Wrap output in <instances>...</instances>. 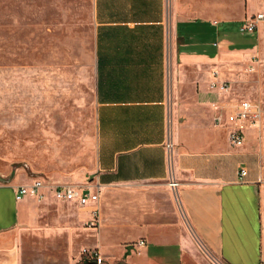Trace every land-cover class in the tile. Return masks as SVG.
Masks as SVG:
<instances>
[{
    "label": "crops",
    "instance_id": "obj_1",
    "mask_svg": "<svg viewBox=\"0 0 264 264\" xmlns=\"http://www.w3.org/2000/svg\"><path fill=\"white\" fill-rule=\"evenodd\" d=\"M251 1L248 11L247 0H94L96 160L93 185L80 186L99 192V224L89 225L90 204L45 192L16 199L33 179L19 177L0 185V264H22L31 229L67 241L86 231L114 264H264V133L249 127L241 146L230 145L213 121L228 98L210 87L226 81L218 68L231 54L248 58L256 44L261 24L238 32L254 40L248 47L231 37L260 11ZM236 153L254 168L231 170ZM156 184L163 192L136 190ZM51 201L71 220L40 227Z\"/></svg>",
    "mask_w": 264,
    "mask_h": 264
},
{
    "label": "rangeland",
    "instance_id": "obj_2",
    "mask_svg": "<svg viewBox=\"0 0 264 264\" xmlns=\"http://www.w3.org/2000/svg\"><path fill=\"white\" fill-rule=\"evenodd\" d=\"M247 2L251 11L253 1ZM257 3L259 10L264 11V0ZM93 5L94 0H0V175L8 177L14 171L10 181L13 184L19 182V177L41 176L47 185H93L96 160ZM262 22L263 28L248 58L231 54L228 64L218 68V73L224 74L228 81L229 95H225L229 101L246 97L264 105ZM236 31L231 37L238 39V44L248 47L254 42L245 36L240 38ZM258 126L264 133V119ZM251 157L230 154L229 168L239 169L240 165L254 168ZM162 186L139 185L136 190L163 192ZM45 193L53 199L50 192ZM49 205L47 212L40 210V227L55 224L56 220L64 225L71 220V217L59 219L55 203L51 201ZM84 226L88 228L87 224ZM80 234H72L67 241L62 236L35 237L31 229L24 235L21 263L69 264L70 259L93 260L83 251L96 250L99 254L100 251L92 245L91 234L86 231ZM100 263L114 264L104 258Z\"/></svg>",
    "mask_w": 264,
    "mask_h": 264
},
{
    "label": "built area",
    "instance_id": "obj_3",
    "mask_svg": "<svg viewBox=\"0 0 264 264\" xmlns=\"http://www.w3.org/2000/svg\"><path fill=\"white\" fill-rule=\"evenodd\" d=\"M264 21V11H258L245 19H243L238 25V32L241 34H250L257 31L260 23ZM215 76V72L213 73ZM210 87H219L222 92L229 95L228 81L213 80ZM228 111L223 116L216 115L214 117V123L217 125H223L227 129V139L232 146H241L245 140V131L252 126H258L264 119V105L252 101L247 98H235L232 101L228 100L226 104ZM170 147V144H167ZM246 169H240V175H245ZM177 181L171 179L169 185L172 189L177 186ZM44 192H50L52 197L61 200L69 201L75 200L80 205H92L91 219L89 225L91 227L98 226L99 224V192L97 190H91L88 186L82 187L80 185H72L68 183H56L53 185H47L41 178H33L31 183L18 185L15 189V198L20 199L25 195L34 196L37 199H41L44 196ZM143 243V241H140ZM86 256L94 257L99 263L101 260L100 254L96 250L83 251ZM215 264H222L218 261Z\"/></svg>",
    "mask_w": 264,
    "mask_h": 264
},
{
    "label": "water",
    "instance_id": "obj_4",
    "mask_svg": "<svg viewBox=\"0 0 264 264\" xmlns=\"http://www.w3.org/2000/svg\"><path fill=\"white\" fill-rule=\"evenodd\" d=\"M25 166H26L27 169H29V167L27 165H25ZM14 168H16V166ZM29 174L32 175L33 173H31L29 171ZM13 176H14V171H12V173L8 177H3V176L0 175V182L8 183V182H10L12 180ZM32 176L34 177L35 175H32ZM34 178H41L43 181L46 182V180L43 177H41V176H37V177H34Z\"/></svg>",
    "mask_w": 264,
    "mask_h": 264
},
{
    "label": "trees",
    "instance_id": "obj_5",
    "mask_svg": "<svg viewBox=\"0 0 264 264\" xmlns=\"http://www.w3.org/2000/svg\"><path fill=\"white\" fill-rule=\"evenodd\" d=\"M92 264H97V259L93 258V260H90ZM87 258L81 259L77 264H85L87 262H90ZM120 264V263H119Z\"/></svg>",
    "mask_w": 264,
    "mask_h": 264
}]
</instances>
